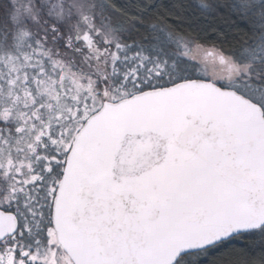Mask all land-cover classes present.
<instances>
[{
  "label": "water",
  "instance_id": "95a60500",
  "mask_svg": "<svg viewBox=\"0 0 264 264\" xmlns=\"http://www.w3.org/2000/svg\"><path fill=\"white\" fill-rule=\"evenodd\" d=\"M74 264H176L264 227V112L210 80L106 100L78 130L53 208ZM19 227L0 208V240Z\"/></svg>",
  "mask_w": 264,
  "mask_h": 264
},
{
  "label": "rangeland",
  "instance_id": "374dc122",
  "mask_svg": "<svg viewBox=\"0 0 264 264\" xmlns=\"http://www.w3.org/2000/svg\"><path fill=\"white\" fill-rule=\"evenodd\" d=\"M11 1V13L18 28L15 40L10 37L9 44H3L0 38V84L5 86L0 90L13 91L12 99L24 103L31 98V89L36 88L45 102L41 100L43 105L38 104L37 112L34 105L14 103L6 107L7 123L3 125L7 124L10 134L12 129L16 131L15 147L7 151H23L31 161L38 146L42 151L58 150L61 138L77 128L106 98H119L138 87L167 83L190 73L218 78L232 72L215 66L216 56L211 52L214 47L173 36L163 29L152 40H125L108 12L99 10L89 0H59L49 7L35 6L37 10L55 9V16L48 13L53 24L62 27L65 39L74 41L64 56L43 50L36 52L42 56L35 58L25 40L32 35L29 26L33 22L29 19L26 23L15 0ZM61 114L68 118H62ZM17 129L22 132L20 138ZM5 136L3 130L0 148ZM25 201L22 206L27 209ZM22 213L25 214L24 210ZM24 226H28L26 220ZM29 233L21 231L0 244V264H70L56 248L49 249L37 234Z\"/></svg>",
  "mask_w": 264,
  "mask_h": 264
},
{
  "label": "trees",
  "instance_id": "16d2710c",
  "mask_svg": "<svg viewBox=\"0 0 264 264\" xmlns=\"http://www.w3.org/2000/svg\"><path fill=\"white\" fill-rule=\"evenodd\" d=\"M89 1L99 7V10L108 12L111 20H115L116 29L123 33V38L129 42L138 39L144 41L147 38L152 40L155 33L163 29L173 36L191 38L201 45L219 46L236 56L243 54L246 42L254 35L255 28L260 24L257 21L264 18L262 16L264 8L260 9L264 6V0ZM57 3L59 0H15L26 23L30 21L29 19L33 22L29 26L32 35L25 40L35 58L41 55L36 52L43 50L54 51L55 54L64 56L68 46L74 42L72 38L65 39L62 27L53 24L49 14L55 16L57 14L55 9L51 11L47 8L42 10L35 8L36 5L49 7ZM11 6L13 7L11 0H0V38L3 44H9L10 37L15 40L14 33L18 28V23L11 13ZM193 64L197 66L195 61ZM197 75L190 73L187 76H178L176 81L195 78ZM1 88L5 86L0 84ZM37 91L38 89L32 88L31 98H26L27 101L22 103L20 100L12 99L13 91L3 93L0 90V135L3 130L7 134L0 150L14 148L17 141L15 128L11 130V134L7 132L9 128L7 130L3 128V124L7 123L5 121L7 117L4 116L6 107H11L14 103L23 106L34 105L36 108L34 111L37 112L38 104L43 105L41 100H44ZM64 109L67 111V108ZM61 116L64 117L63 114ZM10 135L11 138H8ZM21 135L22 132L19 130L18 138ZM176 264H264V227L236 235L209 248L185 254Z\"/></svg>",
  "mask_w": 264,
  "mask_h": 264
},
{
  "label": "flooded vegetation",
  "instance_id": "af4514ba",
  "mask_svg": "<svg viewBox=\"0 0 264 264\" xmlns=\"http://www.w3.org/2000/svg\"><path fill=\"white\" fill-rule=\"evenodd\" d=\"M262 8L264 6L260 9ZM262 16L264 17V14ZM257 22L260 24L255 28L254 35L246 42L243 54L240 53L236 56L224 51L219 46L211 45L214 47V51L211 52L216 56L215 66L221 71L231 70L230 74H222L218 78L201 74L195 78L210 80L223 88L234 89L260 105L264 112V18ZM176 80L152 84V86H141L119 98L104 99L99 107L83 118L77 128L61 138L60 144L58 143V150L42 151L39 146L38 149L41 151L38 149L33 151L34 158L32 161L27 158L28 154L26 155L23 151H0V208L14 212L19 221L18 230L13 235L0 240V244L14 238L21 231H25L28 235L32 231L33 235L39 236V240L46 242L49 249L50 247L56 248L61 256L66 257L70 264H74L72 258L59 242L54 225L53 208L67 156L76 133L86 119L97 111L106 100L116 101L135 92L172 84L177 82ZM5 125L3 126L4 129L7 128V124ZM12 164L14 167H11ZM12 194H15L14 199L11 197ZM22 201L29 205L27 209L22 206ZM20 209L24 210L25 214ZM24 220L27 221V227L24 226Z\"/></svg>",
  "mask_w": 264,
  "mask_h": 264
}]
</instances>
